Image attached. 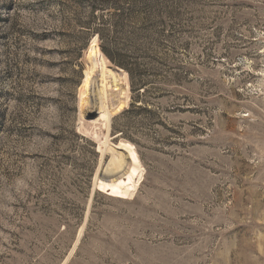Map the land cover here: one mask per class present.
<instances>
[{
  "label": "rangeland",
  "instance_id": "obj_1",
  "mask_svg": "<svg viewBox=\"0 0 264 264\" xmlns=\"http://www.w3.org/2000/svg\"><path fill=\"white\" fill-rule=\"evenodd\" d=\"M0 264H264V0H0Z\"/></svg>",
  "mask_w": 264,
  "mask_h": 264
},
{
  "label": "trees",
  "instance_id": "obj_2",
  "mask_svg": "<svg viewBox=\"0 0 264 264\" xmlns=\"http://www.w3.org/2000/svg\"><path fill=\"white\" fill-rule=\"evenodd\" d=\"M97 32H98V34H99V37H100V39L101 40H103L102 39V36H101V33H99V31H100V29L98 28L97 30H96ZM102 51L104 52V54L114 63V64H116V65H118V66H120V67H122L123 69H125L128 73H129V76H130V80H131V86H132V89H134V82H133V71H132V69H130L129 67H128V65H126L125 64V62L124 61H121V60H119V59H116V58H114L103 46H102Z\"/></svg>",
  "mask_w": 264,
  "mask_h": 264
}]
</instances>
